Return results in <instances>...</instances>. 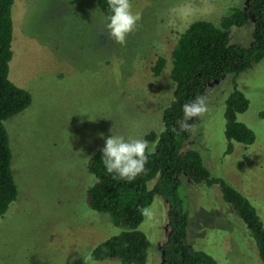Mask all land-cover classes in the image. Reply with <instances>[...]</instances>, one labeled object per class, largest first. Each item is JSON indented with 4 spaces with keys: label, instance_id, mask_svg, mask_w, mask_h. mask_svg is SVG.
<instances>
[{
    "label": "rangeland",
    "instance_id": "obj_1",
    "mask_svg": "<svg viewBox=\"0 0 264 264\" xmlns=\"http://www.w3.org/2000/svg\"><path fill=\"white\" fill-rule=\"evenodd\" d=\"M140 16L125 45L106 33L95 0H15L9 79L32 96L31 106L6 121L19 189L0 219V264H83L100 244L125 231L86 200L96 178L88 162L111 135L143 139L162 131V111L173 99L171 54L197 21L219 25L248 0H131ZM255 22L229 31L232 44L249 47ZM167 60L160 77L152 67ZM242 90L249 110L238 120L256 134L228 153L225 103ZM206 114L185 150L200 153L212 177L247 197L264 224V60L253 69L207 85ZM103 137V138H102ZM152 150V145L149 144ZM189 212L188 241L217 264H261L246 225L218 186L180 176ZM155 181L149 184L152 189ZM154 217L139 227L151 243L147 264H163L169 205L156 196ZM100 264H120L108 260Z\"/></svg>",
    "mask_w": 264,
    "mask_h": 264
},
{
    "label": "trees",
    "instance_id": "obj_2",
    "mask_svg": "<svg viewBox=\"0 0 264 264\" xmlns=\"http://www.w3.org/2000/svg\"><path fill=\"white\" fill-rule=\"evenodd\" d=\"M106 17L107 0H95ZM15 0H0V219L17 203L19 189L12 169L13 154L5 123L26 111L32 104V96L17 87L9 79L13 58L14 36L13 6ZM255 22L253 41L249 47L232 44L229 31ZM264 60V0H248L245 8L229 10L219 25L209 21H197L181 35L171 54V79L175 89L173 99L162 111V131L151 132L145 140L154 151L149 155L146 173L129 183L114 179L102 162V149L88 162V171L96 178L87 191L89 207L98 213L108 214L116 226L125 231L97 246L92 254L99 262L118 260L120 264H147L151 243L139 230L144 221L139 209L151 206L160 196L169 205L170 236L160 251L163 264H217L205 252L198 251L188 241L189 212L182 196L180 176H187L196 184L218 186L225 203L232 206L246 225L254 240L261 264H264V224L250 200L226 181L212 177L198 151L185 150L192 137L191 132L177 134L183 118V105L197 95H206L207 85L222 81L230 75L243 74ZM167 60L159 57L152 67L155 77H160L167 67ZM236 87L225 103V136L227 151L234 143L245 147L256 142L255 132L238 120L249 110L250 100ZM200 117L187 121L196 126ZM158 140V143H155ZM151 151V150H150ZM155 181L152 189L149 184Z\"/></svg>",
    "mask_w": 264,
    "mask_h": 264
},
{
    "label": "clouds",
    "instance_id": "obj_3",
    "mask_svg": "<svg viewBox=\"0 0 264 264\" xmlns=\"http://www.w3.org/2000/svg\"><path fill=\"white\" fill-rule=\"evenodd\" d=\"M109 14L104 17L106 33L110 38L121 46L125 45L127 38L136 29L140 16L132 11L131 0H107ZM183 118L179 121V129L173 128L177 134L191 132L193 125L187 123L189 120L201 117L207 113V96L197 95L190 103H185L182 108ZM103 138V137H102ZM158 143V140L155 142ZM150 151L149 143L143 139H125L123 136L111 135L105 141L102 149V162L106 172L113 178L126 180L129 183L138 176L145 174ZM153 206L142 207L140 214L146 221L154 217ZM83 264H100L91 252L81 255Z\"/></svg>",
    "mask_w": 264,
    "mask_h": 264
}]
</instances>
